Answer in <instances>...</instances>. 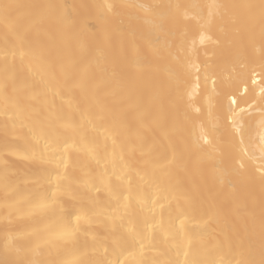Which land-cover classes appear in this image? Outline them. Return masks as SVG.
I'll return each mask as SVG.
<instances>
[{"label": "bare ground", "instance_id": "1", "mask_svg": "<svg viewBox=\"0 0 264 264\" xmlns=\"http://www.w3.org/2000/svg\"><path fill=\"white\" fill-rule=\"evenodd\" d=\"M0 264H264V0H0Z\"/></svg>", "mask_w": 264, "mask_h": 264}]
</instances>
